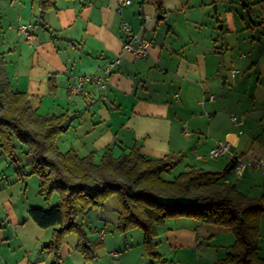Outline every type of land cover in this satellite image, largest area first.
<instances>
[{"label": "crops", "instance_id": "crops-1", "mask_svg": "<svg viewBox=\"0 0 264 264\" xmlns=\"http://www.w3.org/2000/svg\"><path fill=\"white\" fill-rule=\"evenodd\" d=\"M216 1L227 16L220 24L209 8ZM245 1L250 20L241 16L243 4V10L235 6L242 0H131L122 6L117 0H56L44 12L39 0H0V14H13L0 31L4 72L34 111L68 113L67 129L56 139L60 151L92 152L98 162L107 147L118 158L137 146L147 158L175 160L161 174L166 180L192 168L228 170L236 156H264V0ZM23 23L32 40L19 32ZM124 23L151 43L146 56L122 50ZM78 77H91L87 95L69 94ZM223 142L228 150L211 158L209 151ZM14 143L23 159L25 148ZM2 158L0 264H53L47 244L58 226L40 227L29 209L56 205L58 196L47 204L31 167L22 160L28 176H18L0 151ZM223 181L246 196L264 195V175L257 170L239 176L229 169ZM116 204L114 216L77 214L98 247L85 261L76 250L77 235L68 233L58 251L61 264H220L235 241L228 227L167 218L156 227L157 256H150L142 230L118 231ZM257 253L264 257V214Z\"/></svg>", "mask_w": 264, "mask_h": 264}, {"label": "trees", "instance_id": "trees-1", "mask_svg": "<svg viewBox=\"0 0 264 264\" xmlns=\"http://www.w3.org/2000/svg\"><path fill=\"white\" fill-rule=\"evenodd\" d=\"M55 4L56 0H39L41 12ZM3 64L0 53V151L15 163L18 176L28 175L22 160L31 167L30 173L40 180L38 193L47 204L53 194L58 196L56 205L29 209L40 227L58 226L47 244L53 264H61L58 251L68 233L77 235L76 250L85 261L94 258L98 244L88 240L77 214L103 207L111 195L117 196L120 205L118 231L140 228L150 256H157L153 253L156 227L167 218L189 217L232 231L235 241L220 264H264V257L257 253L264 195L252 198L233 183L224 182L227 168L220 172L192 168L166 180L161 174L168 172L175 160L147 158L137 146L118 158L107 147L98 162L92 152L60 151L56 139L67 129L68 113L47 116L34 111L24 92L10 88ZM16 140L25 148L23 159L16 153ZM233 165L232 161L228 168L232 170Z\"/></svg>", "mask_w": 264, "mask_h": 264}, {"label": "built area", "instance_id": "built-area-1", "mask_svg": "<svg viewBox=\"0 0 264 264\" xmlns=\"http://www.w3.org/2000/svg\"><path fill=\"white\" fill-rule=\"evenodd\" d=\"M118 5H128L131 3V0H117ZM19 32H21L27 40H32V32L30 31L29 24H20L18 28ZM124 31V40L122 41V50L131 52L134 56L143 57L148 54V48L151 43L144 39L141 36H138L131 27L124 23L123 24ZM119 59H116L118 62ZM106 80H99L101 87H105ZM91 82V77H78L72 82L69 86V94L70 95H87L86 84ZM232 120L236 121V115H232ZM229 148L228 142L219 143L214 146L209 151V156L211 158H218L222 156ZM234 165L232 167V171L241 176L245 171H253L257 170L262 175H264V156L262 157H254L249 159H243L241 156L234 157Z\"/></svg>", "mask_w": 264, "mask_h": 264}, {"label": "rangeland", "instance_id": "rangeland-1", "mask_svg": "<svg viewBox=\"0 0 264 264\" xmlns=\"http://www.w3.org/2000/svg\"><path fill=\"white\" fill-rule=\"evenodd\" d=\"M215 5H216V7H215ZM222 5H223V3L222 2H220L219 3V7H217V1L216 2H214V3H212L211 5H210V9L212 10V13H213V16H214V18L215 19H218L220 22H219V24L221 23V20L223 21V20H225V18L227 17L226 16V14H225V12H223L224 10H223V8H222ZM236 8L238 9H240V10H243L242 8H243V6H242V3L241 2H238V3H236ZM228 13H230V9L228 10ZM234 15H235V13H233ZM6 15V16H5ZM3 14V13H1L0 14V31L1 30H4V29H6L7 28V26H8V20H9V18H8V16H12L13 14H12V12L11 11H9V12H7V14ZM241 16H242V18L243 19H245V20H250V17L248 16V14H247V12H246V10L244 11V12H242L241 13ZM16 147V146H15ZM18 149V148H17ZM20 149V148H19ZM5 154V153H4ZM6 155V154H5ZM8 157V156H7ZM10 160V159H9ZM11 161V160H10ZM1 162H3V158L1 159V161H0V163ZM4 163V162H3ZM14 163V162H13ZM5 167H7V165H6V163H4V168ZM28 175H26V176H24L25 178L27 177ZM33 176V178H35L36 180H38L39 178L36 176V175H32ZM31 184V183H30ZM31 194H33L32 192H31ZM38 195H39V193H38ZM52 198V197H51ZM55 198L56 197H54V200H55ZM116 202L119 204V201H118V199H117V196L116 195H111V196H109V197H107V199L105 200V202H104V206L103 207H100V208H88L87 210H85V212H88L89 210H94L93 212H97V213H100V214H106V215H108V216H114L115 215V213H114V209H113V207L114 206H116L117 204H116ZM120 206V205H119ZM261 219V218H260ZM117 226V225H116ZM140 229V228H138V227H135V228H132V229ZM141 230V229H140ZM259 237H260V225H259Z\"/></svg>", "mask_w": 264, "mask_h": 264}, {"label": "water", "instance_id": "water-1", "mask_svg": "<svg viewBox=\"0 0 264 264\" xmlns=\"http://www.w3.org/2000/svg\"><path fill=\"white\" fill-rule=\"evenodd\" d=\"M242 4H243V6L246 7V12H247L248 16L250 17V16H251V13H250L249 8L247 7V3H246V1H245V0H242ZM228 170H229V169H228Z\"/></svg>", "mask_w": 264, "mask_h": 264}]
</instances>
